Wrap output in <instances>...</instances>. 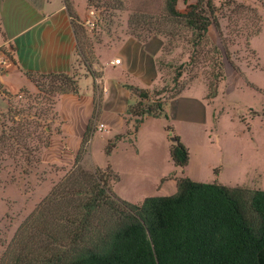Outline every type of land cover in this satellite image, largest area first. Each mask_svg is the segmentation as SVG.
Segmentation results:
<instances>
[{
    "label": "crops",
    "instance_id": "crops-1",
    "mask_svg": "<svg viewBox=\"0 0 264 264\" xmlns=\"http://www.w3.org/2000/svg\"><path fill=\"white\" fill-rule=\"evenodd\" d=\"M91 9L89 0H0V45L10 57L0 76V108L39 91L31 75L65 74L76 81L77 91L56 97L41 161L65 174L86 160L91 168H109L118 176L113 192L136 204L174 194L182 178L247 186L233 185V178L246 169L257 173L260 165L239 159L238 149L228 143L232 138L212 131L213 104L203 88L169 98L158 116L135 113L149 101L139 90L150 93L160 81L162 36L127 34L110 44L96 43L93 61H81V29L75 22L91 35L86 25ZM259 36L252 41L256 50ZM175 134L189 149L184 167L171 156ZM245 135L244 130L238 141Z\"/></svg>",
    "mask_w": 264,
    "mask_h": 264
},
{
    "label": "rangeland",
    "instance_id": "rangeland-1",
    "mask_svg": "<svg viewBox=\"0 0 264 264\" xmlns=\"http://www.w3.org/2000/svg\"><path fill=\"white\" fill-rule=\"evenodd\" d=\"M165 1L89 0L97 25L88 28L91 35L79 33L81 61H93L96 43L110 44L127 34L162 36L160 81L143 108L157 113L171 97L193 88L206 90L213 104L212 131L232 138L228 143L238 149L239 159L260 165L257 173L246 169L232 184L264 189V0H213V12L205 0L202 7L211 24L202 37L183 18L170 15ZM187 4L189 0H181L177 7L184 11ZM257 36L256 50L252 41ZM40 80L42 91L0 108V264L12 263L25 247L39 256L49 254L38 249L48 241L44 228L55 226L44 225L37 213L57 187V196L67 203L56 201L67 208L78 197L66 188L69 183L81 182L78 187L85 192L96 175L101 185L112 186L114 180L109 170L91 168L89 160L69 175L41 161L57 92L71 84L60 76ZM244 130L245 139L238 141Z\"/></svg>",
    "mask_w": 264,
    "mask_h": 264
},
{
    "label": "trees",
    "instance_id": "trees-1",
    "mask_svg": "<svg viewBox=\"0 0 264 264\" xmlns=\"http://www.w3.org/2000/svg\"><path fill=\"white\" fill-rule=\"evenodd\" d=\"M204 1L189 3L184 11L177 7L178 0L165 3L170 15L183 18L185 25L202 37L211 24L204 14ZM206 7L213 12V0H206ZM75 26L84 32L77 22ZM55 76L71 84L57 94L77 91L76 81L68 75H31L39 91L40 78ZM139 94L149 98L145 90ZM144 106L141 102L135 113L158 116L163 111L161 107L156 113ZM49 127H45L48 141ZM115 142L107 146L108 153ZM171 156L177 166L189 162V149L176 134ZM95 177L85 192L78 187L81 182L67 185L78 196L72 197L70 207L63 208L56 201L64 198L57 196L58 187L41 204L37 214L44 225L55 226L44 228L48 241L38 249L49 254L39 256L25 247L10 264H264V190L182 178L174 194L150 196L136 204L120 198L111 185L98 183L100 175ZM117 177L113 174L112 178Z\"/></svg>",
    "mask_w": 264,
    "mask_h": 264
},
{
    "label": "built area",
    "instance_id": "built-area-1",
    "mask_svg": "<svg viewBox=\"0 0 264 264\" xmlns=\"http://www.w3.org/2000/svg\"><path fill=\"white\" fill-rule=\"evenodd\" d=\"M96 12L94 8L91 9V17L87 20V27L89 29H94V27L97 25L96 20ZM10 64V57L8 55V52L3 48V46L0 45V76L5 72L8 65ZM104 126V125H101Z\"/></svg>",
    "mask_w": 264,
    "mask_h": 264
}]
</instances>
